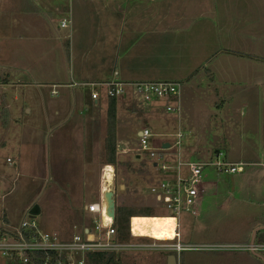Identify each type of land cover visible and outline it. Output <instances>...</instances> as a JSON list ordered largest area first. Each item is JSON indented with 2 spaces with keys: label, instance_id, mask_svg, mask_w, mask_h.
<instances>
[{
  "label": "crops",
  "instance_id": "obj_1",
  "mask_svg": "<svg viewBox=\"0 0 264 264\" xmlns=\"http://www.w3.org/2000/svg\"><path fill=\"white\" fill-rule=\"evenodd\" d=\"M36 3L37 1L31 3L22 0L16 4L13 24L16 32L13 42H16L14 45L12 43L9 53L1 51L0 73L4 74L2 70L12 67V87L19 93L15 100L20 99V93L23 94L22 100L25 104L28 103L25 106L28 114L32 113L30 99L29 102L27 99L29 94H32V99L43 97L47 100L48 97L40 86L57 85L59 95L54 98L56 101L51 111L59 121L51 123L47 117L44 124H49L42 129L49 136L26 139L20 144L21 150L13 152V157H109L105 144L110 100L105 97L106 89L100 86L103 83L184 82L181 112L184 113V118L190 120L188 126H191L192 121L197 125L201 122L200 117L197 118L199 111L188 104L189 96L194 94L193 82L203 81L198 76L207 77L213 89L212 97L215 95L217 98L221 97L216 92L221 91L224 88L222 85L227 83L250 80L264 84V0H74L69 5L67 1L50 0L45 1L42 6L43 12L48 16L45 18L46 21L48 19L46 27L40 25L36 17L32 18L34 10L35 13L37 11ZM43 12L38 10V14L43 15ZM66 15L70 16L71 21V41L67 35L63 36L62 30L65 28H61L59 24ZM56 20L58 28L53 26ZM231 37L239 38L240 44L233 42ZM224 38L228 40L224 41ZM63 41L68 42L69 52H73L76 64L81 63V66H75L71 70L67 67L69 60L65 56ZM38 47L40 51L37 53ZM42 47L44 52L49 49L53 53L42 56ZM221 51L224 53L221 54ZM7 76L10 86V77ZM71 82L91 83L98 88L91 92V95L99 93L100 97L92 99L98 110L93 112L94 116L89 124L75 122L80 120L77 111L83 109L84 93L82 89L69 87ZM50 91L51 89L49 94ZM35 93L36 96L33 97ZM262 95L264 96V92ZM258 96L254 90L248 91L246 95L254 100ZM118 99L116 131L121 118L122 124L127 120L125 110L142 112L141 109H131L134 104L129 99ZM165 105L161 101L148 106L160 107L166 112ZM44 109L49 113L46 105ZM4 111L9 113L6 109L1 111L2 123ZM166 121L171 120L168 117ZM85 130L91 131L89 135L96 131L95 137L80 136ZM166 144L170 148L171 144L167 141L161 147ZM2 145L4 147L5 143ZM116 157H121V154H116ZM170 158L165 157L164 160L172 168L174 164L169 161ZM226 159V162L244 164L243 171L226 175L217 172L214 167H209L212 171L204 170L195 204L196 215L188 213L191 216H185L189 217L185 221L188 223L186 235L181 231L182 217L177 216L176 232L180 242L212 240L213 237L209 236L212 231L211 220L207 214V211L213 210L209 204L210 196L223 199L225 203L221 205L232 211V214L240 212L242 215L235 217L243 218V222L235 227L236 235H232L229 229L231 226H227L224 229L225 235L214 237V240L247 243L251 242L256 233L254 242H264V212H256L264 211V157ZM145 161L148 164L151 161L147 155ZM155 162H152L153 167ZM149 174L147 170L146 176L150 177ZM183 174L187 173L184 171ZM220 175L228 176L222 181L225 192H219ZM173 176L175 173L170 170V174H166L161 181L172 179ZM152 182V185L156 184L154 180ZM100 194L102 195L101 188ZM242 200H245L244 204L240 203ZM154 201L153 209H159L162 205L155 197ZM100 202L101 196L98 203ZM87 206L83 205L85 212ZM4 220V212L0 211V229L14 227L7 217V223ZM206 230L207 234H201ZM166 255L167 257L160 256V260L164 259L165 264H168L169 254ZM218 255V260L222 258L221 261H225L223 264H233L230 262L232 257ZM189 257L191 261H196L198 256ZM209 257L217 260L214 255ZM176 259L179 264L180 259L177 256ZM237 259L235 264H264L256 255L251 254H239ZM0 264L20 263L17 259L0 256Z\"/></svg>",
  "mask_w": 264,
  "mask_h": 264
},
{
  "label": "rangeland",
  "instance_id": "obj_2",
  "mask_svg": "<svg viewBox=\"0 0 264 264\" xmlns=\"http://www.w3.org/2000/svg\"><path fill=\"white\" fill-rule=\"evenodd\" d=\"M19 1L22 0H0V54L4 50L6 54L9 53L12 43L14 45L16 42H13L16 37L13 24L15 6ZM24 1L31 3L37 1V11L35 13L34 10L32 18L36 17L40 25L46 27L48 19L46 21L45 18L48 16L43 12L42 6L45 1L50 0ZM38 10L44 14H38ZM63 19L69 20L70 16L66 15ZM53 24L54 27L58 28L57 20ZM62 32L63 36L67 35L69 40L73 36L70 25ZM55 34L57 35L56 32ZM231 38L233 42L240 44L239 38ZM227 40L228 38H224V41ZM67 43L63 41V48L66 53L65 56L69 60L66 65L71 70L73 67L75 69V66H81V63L76 64L73 52H69ZM43 50L42 47L41 51L44 52ZM36 51L38 53L40 48L38 47ZM47 53L50 55L53 51L48 49L42 53V56L47 55ZM223 53L221 51V54ZM73 63L74 65L71 66L70 64ZM2 71L10 77V86L0 84V116L4 109L9 112L8 125H3L0 117V211L4 212V222L7 223V217L11 226H17L23 220L32 218L37 223L39 230L43 232H56L62 238L71 237L80 232L83 225H90L91 215L85 212L83 205L99 204L100 188L103 189V182L106 179L105 167L108 165V158L13 157V152H19L21 150L20 144L26 139L49 136L45 135L42 129L49 124L48 122L44 124L47 117L51 123H56L59 120L53 116L51 111L53 110L52 105L56 101L55 97L49 94L51 89L49 87L53 85L44 84V86H40V88L43 87L42 89L48 97L47 100L43 97L32 99V94H29L27 99L28 102L30 99L29 107H31L32 113L28 114L25 108L28 103L25 104V101L22 100L23 94L20 93V99L15 100L16 94L19 93L14 91L12 87V67ZM198 78L203 81L195 80L193 82L194 96H189L188 104L189 107L192 106L199 111L200 114L197 115V118L200 117L201 120L199 125L192 121L191 126H188L190 120L187 117L184 118L183 112H181L179 120L178 116L167 114L160 107L146 106L136 94L124 95L118 99H129L134 104L131 109H141L142 112H126L125 110L124 116L127 120L122 124L123 118H121L119 127L115 131L117 154H121V157H117L116 164L113 165L115 177L112 189L114 190L116 206L132 205L137 208H155L150 186L153 184L152 180L157 183L163 180L166 174H163L161 166L158 169L153 167L152 162L154 160L150 161L149 164L145 161L146 154L141 150L138 136V131L145 128L158 135L151 139V147L157 150L164 141L173 145L176 140L174 135L178 130L181 131L183 138L180 148L175 147V149H168L169 151L162 153L165 157H171L169 161L174 166H176L178 153L182 161L192 160L203 163H216L218 160L222 162L227 160L226 157L229 160H236V157H264V96H261V93L264 92V84L250 80L227 83V85H222L224 88L221 91L216 92L221 97L217 98L215 95L212 97L213 89L210 82L207 81V77L198 76ZM181 83L185 84L184 82ZM74 84L81 83L71 82L68 86L75 87L77 90L82 89L84 93L83 109L77 111L80 120L75 122L89 124L92 122L93 112L98 110L91 98V92L95 90L96 86H73ZM252 90L259 95L255 100L246 97L247 92ZM35 96L36 93L33 97ZM221 103H223L222 106H220ZM45 105L49 109V113L45 112ZM168 117L171 121H166ZM32 127L38 130H34ZM90 132V130L82 131L80 136L94 138L96 131L89 135ZM3 143H5L4 147ZM218 153H222L223 156L217 157ZM166 164L171 166L169 163ZM146 166L150 172V177L146 176ZM209 167L206 168V171H212ZM169 174L170 171L167 172V175ZM108 176L111 179V174ZM227 178L228 176H219V192H225L222 181ZM209 200L213 209L207 211L212 226L209 236L213 237V241L210 239L201 242L206 244L243 243L214 240V237L225 235L224 229L227 226H231L229 227L231 234L236 235L235 227L243 222V218L235 217V215L241 216L240 212L232 214V211L221 205L225 203L223 199L210 196ZM240 203L244 204L245 200ZM35 209L38 210V213L32 215L31 211H35ZM154 210L155 214L176 215L162 206ZM256 212L264 211L258 210ZM176 216L182 217L181 231L186 235L188 223L185 221L189 217L185 218V216H191V214L181 213ZM207 233L206 230L201 234ZM189 242L203 244L199 241ZM218 254L232 257L230 262L235 264L239 254L250 253L189 250L178 254L177 258L180 259L179 264H223L225 261H221L222 258L218 260V256H220ZM192 255L198 256L196 261L190 260L189 256ZM209 255H214L217 260L210 258ZM160 256L167 257L165 253L161 254L154 251L128 253L122 256L123 259L120 264H165L164 259L160 260ZM223 259L225 260L224 256ZM17 261L22 264L19 256Z\"/></svg>",
  "mask_w": 264,
  "mask_h": 264
},
{
  "label": "built area",
  "instance_id": "obj_3",
  "mask_svg": "<svg viewBox=\"0 0 264 264\" xmlns=\"http://www.w3.org/2000/svg\"><path fill=\"white\" fill-rule=\"evenodd\" d=\"M67 1L71 4L74 0ZM70 20H63L60 23L61 28H67ZM95 85L91 83L74 84L73 86ZM105 90V97L108 100L118 99L124 95H138L142 102L148 106L155 102H165L167 113L181 116V94L182 83L174 81H155V82H108L100 84ZM50 95L57 97L59 95L58 87L54 85L51 88ZM93 100H97L100 94L97 92L91 95ZM155 134L150 129H142L139 133V143L141 150L146 153L152 161H156L155 167L161 166L163 174L172 170L175 173L172 179H165L151 186L150 192L162 207L180 215L181 213H191L196 215V200L199 195V188L204 177V170L207 167H214L219 173L232 175L240 173L244 169L242 163H230L226 161H217L216 163L203 162H183L178 153L176 166L170 167L164 160L165 151L168 149H178L181 146L183 135L180 130L174 135L175 143L170 148L160 147L158 150L151 147V139ZM223 156L218 153L217 157ZM161 163V164H160ZM187 174L184 175L183 172ZM114 172L111 165L105 167L106 179L103 182L111 185V179L108 176ZM115 177V174H114ZM91 215L90 225L82 226L79 233L71 237L62 238L56 232H43L35 220H23L19 225L0 229V256L4 258L21 259L22 264H35L32 256L37 254H46L55 256L57 259L54 264H86L88 255L98 253L128 254L134 252L154 251L161 254L180 255L189 250L193 251H223V252H248L252 255L264 256V242H247L240 244H192L179 241V234L176 232L173 239L157 240L147 236H136L133 234L131 226L129 228L128 241H121L118 237V231L114 222L105 217L100 204L92 203L86 208ZM176 215H171L177 219ZM177 228V227H176ZM148 238V240L140 239ZM51 256L47 257L43 264H52Z\"/></svg>",
  "mask_w": 264,
  "mask_h": 264
},
{
  "label": "trees",
  "instance_id": "obj_4",
  "mask_svg": "<svg viewBox=\"0 0 264 264\" xmlns=\"http://www.w3.org/2000/svg\"><path fill=\"white\" fill-rule=\"evenodd\" d=\"M9 78L7 75L0 73V84H8ZM116 116H117V100L111 99L108 104V128H107V137H106V150L109 155L107 157L108 164H116V154H117V144H116ZM3 124H8V114L7 112L2 113ZM154 209L150 207L137 208L136 206L130 205H119L116 206V218L114 224L118 231V237L121 241H128L131 239L129 237V228L130 220L133 217H153ZM148 240V238H140ZM124 254H111V253H98L88 255L86 264H120L122 261V256ZM51 256V255H49ZM46 254H37L33 255L32 258L35 261V264H43L44 260L49 257ZM51 263L54 264L56 261L55 256H51Z\"/></svg>",
  "mask_w": 264,
  "mask_h": 264
},
{
  "label": "bare ground",
  "instance_id": "obj_5",
  "mask_svg": "<svg viewBox=\"0 0 264 264\" xmlns=\"http://www.w3.org/2000/svg\"><path fill=\"white\" fill-rule=\"evenodd\" d=\"M131 229L136 236L157 240L173 239L176 233V218L173 216L134 217Z\"/></svg>",
  "mask_w": 264,
  "mask_h": 264
},
{
  "label": "water",
  "instance_id": "obj_6",
  "mask_svg": "<svg viewBox=\"0 0 264 264\" xmlns=\"http://www.w3.org/2000/svg\"><path fill=\"white\" fill-rule=\"evenodd\" d=\"M163 148H169V145L168 144L163 145ZM110 174H111V185L105 184L104 186L105 188L101 195V206L104 216L108 217L111 222H114L116 218V202L114 198V190L112 189L114 174L113 172H111ZM36 213H38L37 209H35V211H31L32 215H35ZM255 234L256 233H254V237L252 238L251 242H254ZM256 257L264 263V256L256 255ZM176 262L177 259L175 255L168 256V264H177Z\"/></svg>",
  "mask_w": 264,
  "mask_h": 264
}]
</instances>
